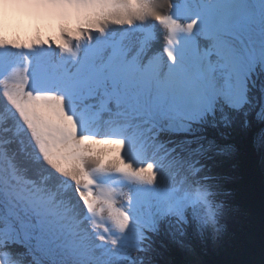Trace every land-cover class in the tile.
I'll list each match as a JSON object with an SVG mask.
<instances>
[{
	"label": "rangeland",
	"instance_id": "rangeland-1",
	"mask_svg": "<svg viewBox=\"0 0 264 264\" xmlns=\"http://www.w3.org/2000/svg\"><path fill=\"white\" fill-rule=\"evenodd\" d=\"M175 1L176 4L181 6L180 0ZM148 5L151 6L147 8V11L154 12L158 9L157 6H160L159 11L163 10L162 5L157 0H149ZM185 9L192 12L188 7H185ZM142 10L145 12V8ZM165 14L164 20L157 21L153 19L151 22L138 16L137 13H131L127 20L128 26H126L127 28L124 31L130 33L131 31L129 30L132 28L135 34L138 33V41L142 42L143 46L149 45L150 42H152V45L160 44L161 40L159 41V35L156 32L163 37H165L164 33H166V39L169 38L170 42V32L168 34L167 30L165 32L162 31L161 26L170 23V20L173 19L171 17L172 12H166ZM132 17H138L143 20L142 24H144V27L142 25L139 26L136 22L131 25L130 22L135 19H132ZM182 17L187 21H191L193 15L184 17L182 13ZM256 17L257 20L255 22ZM253 19L254 22L250 29L251 33L249 32L237 38V44L239 43L238 46L254 64L249 55L252 52H258L264 57V35L255 27L256 23L260 28L258 14H254ZM168 26H171V24ZM155 29H158V31ZM139 32L141 33L139 34ZM253 33L258 36V38L253 36L254 45L252 42ZM178 36L175 35L172 38H175L177 46H171L169 50H164L163 45L160 44L161 50L156 49L154 52L148 53V55H154L153 59L166 61L168 64L173 63V59L168 56V52L175 56L174 53L180 50L177 43L179 39L184 43L181 45L182 47L189 43L188 39L180 37L178 39ZM202 37L204 39V36ZM135 40L136 37L134 35L130 43L134 44ZM200 40L202 42L200 43L203 44V40ZM30 48L37 50L36 44L30 46ZM263 57L261 56L262 59ZM10 66V72H8L4 70L5 67L1 68L0 63V73L10 75L5 78V81L9 82L15 81L13 75L16 73V70H12L11 64ZM31 67L26 65L25 70L28 71ZM21 69L23 70V65H21ZM17 88V92H19L20 87ZM13 110L14 108L11 107L8 112L12 113V115L15 114L17 119L18 117L20 118L19 113ZM90 110L88 115H84L87 119L84 120L83 125H86L87 121L92 123L90 132L93 139L89 141L92 145L88 146L86 141H81V143L73 141L72 143L82 148L84 142V144L86 143L83 149L84 155L87 154L86 156L93 160L102 161L103 158L107 160L105 161L107 164L106 170L104 172L100 171L102 174L101 179L106 176L107 178L115 177V181L120 180L115 184L114 189H117L112 192L106 190L100 194L97 200L87 202L81 196V191H86V183H92V176L97 172L88 170L87 163L81 165L75 161L76 167H73L68 160H73L76 156L69 154L67 149L62 152L58 160L50 164L51 167H46L42 160H44V155L49 156L51 152L49 147H52V145L47 143L46 137L54 128V124L48 123L44 125L45 121H41L40 126L42 124L44 126L42 125V128L37 131L36 128L30 127L25 121L23 123L22 119L21 121L18 120L17 130H19L21 138H17L14 135L15 140L13 139L12 142L9 139V141L13 144H19V140L16 139H20L22 144H29L26 147H20L15 144L12 146L14 153L4 148H1L2 151L0 152V216L6 217L8 222L7 228L0 229V247L4 243L11 245L10 251H0V264H28L27 258H23L22 263H20V260H16L19 249L11 240L30 245L36 255L35 264H84L85 262L87 264L90 262L103 264L109 258L115 262L117 259L126 257L131 260L132 254L130 253L140 248L138 243L142 239L141 236L144 235L143 226L155 228L151 212H163L170 204L167 198L152 199L151 197L160 191L187 192L193 197L195 196L197 189L192 185L191 181L194 178V169L197 165L191 160L186 163L178 162L177 154L168 153L163 148L164 146L159 143L163 140L160 132L157 134L153 133L155 129L152 128L151 122L145 115L136 114L117 117L113 115L114 109L101 112L98 105ZM7 118L11 120L9 115ZM62 125L60 124L59 126ZM3 131L4 129H1L0 133H3ZM6 132L8 133V131ZM93 136H96V140L104 144L99 142L96 144L97 141ZM41 142H43L42 146L44 147V149H41L42 152L38 148L41 146ZM105 144L108 145L107 148ZM164 149L166 152H164ZM74 151V149H71V152H69L72 153ZM112 153H115L113 155L116 156L112 157ZM23 156H26V161H24ZM28 160L33 163L30 166H36L34 173H36L37 180L43 181V184L32 183L27 186L28 172L23 171L22 167ZM34 161L37 162L35 163ZM38 162L42 165L39 166ZM213 162L215 161L213 160ZM216 164L213 166L218 165ZM149 167L155 174L154 180L145 171ZM118 173H122V175L118 176ZM40 176L43 178H40ZM47 177L51 178L48 179ZM20 179L25 183L26 187L18 182ZM81 179H84L83 182L80 181ZM51 181L53 183L49 185L48 183ZM10 183L12 188L7 189L6 187ZM16 184L20 185L23 194H28L27 189L31 187L36 190L37 195L28 194L27 199H25L16 192L15 189H19ZM111 186L112 183L110 184ZM54 189H56L57 194L53 191ZM203 190V188L200 189V191ZM11 191H13V194ZM238 214V210H235V213L230 215L227 213L224 217L223 225H227L229 221L231 222L230 219ZM107 215H109V218H107ZM33 220L35 224L32 223ZM207 235L217 239L220 233ZM59 245L64 249L61 254L56 255L50 252L51 248L56 249ZM77 253H81L79 263L76 256ZM73 256L75 259H73ZM13 257H15V260H13ZM76 259L77 263L75 262Z\"/></svg>",
	"mask_w": 264,
	"mask_h": 264
},
{
	"label": "snow or ice",
	"instance_id": "snow-or-ice-1",
	"mask_svg": "<svg viewBox=\"0 0 264 264\" xmlns=\"http://www.w3.org/2000/svg\"><path fill=\"white\" fill-rule=\"evenodd\" d=\"M213 4L202 23L206 42L201 44L198 35L175 56L168 53L171 64L113 43L92 49L78 66L38 69L46 82L61 85L86 108L114 109L117 117L145 115L153 129L184 137L188 158L197 165L191 181L197 189L195 196L160 191L151 197L169 200L165 211L151 212L154 230L159 233L164 227L180 247H186L184 239L189 234L221 233L231 210L232 192L211 163L231 146L222 147L216 139L196 133L229 128L235 116H243L251 149L264 157V62L256 68L237 44V38L250 32L256 5L264 35V0L255 4L254 0H213ZM90 98L96 103L88 105ZM249 103L252 110H242ZM145 171L155 179L151 167ZM10 249L8 243L0 247V251Z\"/></svg>",
	"mask_w": 264,
	"mask_h": 264
},
{
	"label": "bare ground",
	"instance_id": "bare-ground-1",
	"mask_svg": "<svg viewBox=\"0 0 264 264\" xmlns=\"http://www.w3.org/2000/svg\"><path fill=\"white\" fill-rule=\"evenodd\" d=\"M157 1L162 5V11H159L160 6H157L158 9L154 12L147 11V8L151 6L148 5L149 0H0L1 68L5 67L4 70L10 72L9 68H11V64L12 70H16L15 75H13L15 81L10 82L5 81V78H8L10 75L0 73V130L4 129L3 133H0V152L2 151L1 148H4L14 153L12 146L15 144L20 147L28 146L29 143L22 144L20 139H16L19 140V144L15 143V141V144L12 143L14 135H16L17 138H21L19 130H17L18 120L21 121L22 119L23 123L25 121L26 124L36 128L37 131L42 128L41 126L43 124L40 126L41 121H45L44 125L52 123L54 124V128L46 137L47 143L52 145V147H49L51 152L49 156L44 155L45 161L42 160V163L44 162L46 167H51L50 164L58 160L65 149H67L69 154L76 156L73 160H68L73 167H76V163L74 164L75 161L81 165L87 163L88 170L97 172L92 176V181H95L97 184L96 191H90L87 186L89 182L86 183L87 190L81 191V196L87 202L97 200L100 194L106 190L112 192L117 189H114V187L120 180L115 181V177L107 178L106 176L104 179H101L102 174L100 171L104 172V170H106L107 164L105 161L107 160H104L103 157L102 161L93 160L86 156L87 154L84 155L83 152L84 145L87 142L88 146L92 145L91 142H89L93 139L91 138L92 133L90 132L92 123L91 121H87V124L83 125L84 120L87 119L84 115H88L91 108H86L84 103H82L77 96L69 93L61 85L46 82L38 75V69H51L53 65L58 64H64L68 67L78 66L92 49L103 44H122L132 49H140L148 54L154 52L156 49L161 50L160 44L163 45L164 50H169L171 46H177L175 38L172 39L175 35H179L177 37L178 39L179 37L185 38L190 42L201 33L200 36L203 43L206 42L205 37L204 39L202 37L204 36L202 32V23L205 14L214 7L213 0H180L181 6L176 4L175 0ZM185 7L190 8L192 12L186 10ZM143 8H145V12H143ZM166 12H172L171 17L173 19H171L169 23L171 26L166 24L161 26V29L164 32L167 30L168 34L170 32V42L169 38L166 39V33H164L165 37H163L160 33L156 32V34L159 35V41L161 40L160 44L152 45V42H150L149 45H144V47L142 42L138 41V33L135 34L132 28L129 30L131 31L130 33L124 31L127 28L126 26H128L127 20L131 13H137L138 16L145 18L146 21H151L153 19L162 21L165 19ZM253 12L256 15L258 14V5L253 8ZM182 13L184 17L193 15V18L191 21H187L182 17ZM133 18L135 17H132V19ZM256 20L257 17L255 22ZM133 22L144 27V24H142L144 21L138 17L130 22V24L134 25ZM255 27L257 30L261 31L256 23ZM155 30L158 31V29ZM140 33L141 32H139V34ZM134 35L136 40L134 44H131L130 40ZM153 36L157 37L155 35ZM253 36L257 38L258 36L254 33L252 34V42L254 45ZM9 40H11V43ZM57 41H59V43H57ZM180 41L179 39L177 43L178 47L181 49V45L184 43ZM34 44L37 46L38 53L31 58L27 54L30 48L27 45L33 46ZM26 47L28 48L25 49ZM17 54L20 56H17ZM249 56H251V60L254 61L255 67L260 62H264L263 55L258 52H252ZM15 63H17V65H15ZM21 65H23V70L21 69ZM26 65L32 66L30 70H25ZM20 69L21 71L18 72ZM17 87H20L19 92H17ZM21 102L23 103L21 104ZM87 103L88 105H93L96 101L90 98ZM11 107L19 113L20 118L18 117L17 119L15 114L12 115V113L8 112V109H11ZM109 110L110 109H104L101 110V112ZM3 111L5 112L3 113ZM8 115L11 117V120L7 118ZM60 124L63 125L59 126ZM6 131H8V133ZM93 137L96 140V136ZM9 139L12 142L9 141ZM73 141L77 143L86 141V143L84 144L83 142V147L81 148L75 146V144L72 143ZM98 142L102 143L97 141L96 144H98ZM42 143L43 142H41V146ZM105 145L107 148L108 145ZM41 146L38 147L40 152H42L41 149H44V147L42 146V148ZM98 148L100 147L98 146ZM71 149L75 151L70 153ZM113 154L115 153H112V157H115L116 155ZM23 159L26 161V156H23ZM37 161L34 162L36 163ZM30 164L33 163L31 160H28L22 167L23 171L28 172V180H26L27 186L32 183L43 184V181L37 180L36 173H34L36 166H30ZM38 165L41 166L42 164L38 162ZM120 174L122 175V173H118V176H120ZM40 178L43 177L40 176ZM47 178L50 179L51 177ZM83 180L84 179H81L80 181L83 182ZM80 181L79 183L81 184ZM18 182L26 187L21 179ZM52 183L51 181L48 184L51 185ZM111 183L112 186L110 187ZM18 187L19 189H15L16 192L25 199H27L28 194L37 195L36 190L31 187L28 189L26 188L28 194H23L20 185H18ZM6 188H12V184L10 183ZM55 190L56 189L53 191L56 193ZM11 193L13 194V191H11ZM107 218H109V215H107ZM32 223L35 224V221L33 220Z\"/></svg>",
	"mask_w": 264,
	"mask_h": 264
},
{
	"label": "trees",
	"instance_id": "trees-1",
	"mask_svg": "<svg viewBox=\"0 0 264 264\" xmlns=\"http://www.w3.org/2000/svg\"><path fill=\"white\" fill-rule=\"evenodd\" d=\"M261 66L262 62L256 68ZM251 99L252 103H256L255 97ZM252 103L245 105L242 110L251 111ZM158 132L163 139L159 143L168 153L177 154L178 162H190L189 146L184 137L166 129L153 131L155 134ZM196 135H208L209 138L216 139L222 147L231 146L230 151L217 156L212 165L218 164L213 166L214 170L225 177V188L232 192L229 215L235 213V210L239 214L230 219L231 222L223 227L217 239L208 237L207 234L203 237L189 234L184 239L186 247L175 244L165 234L164 227L159 233L152 228L143 227L144 235L138 243L140 248L130 253L131 260L126 257L113 262L109 258L103 264H264V157L251 149L244 128V117L235 116L234 123L229 128H209L207 132ZM3 223L4 220L0 217V226L3 227ZM13 243L19 249L16 260L22 263L23 258H27L28 264H35L31 247L23 243ZM63 250L59 245L53 253L61 254ZM80 255L81 253L76 254L78 263L81 260ZM75 262L77 263V259Z\"/></svg>",
	"mask_w": 264,
	"mask_h": 264
}]
</instances>
